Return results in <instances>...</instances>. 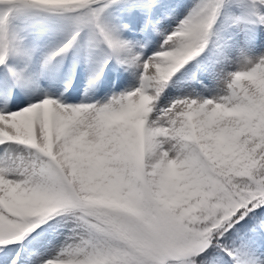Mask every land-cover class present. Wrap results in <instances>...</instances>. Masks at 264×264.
<instances>
[{
    "label": "snow or ice",
    "instance_id": "snow-or-ice-1",
    "mask_svg": "<svg viewBox=\"0 0 264 264\" xmlns=\"http://www.w3.org/2000/svg\"><path fill=\"white\" fill-rule=\"evenodd\" d=\"M0 2L8 6L0 64L16 47L8 15L36 7L80 13L77 27L91 29L92 46L142 69L136 87L103 102L47 94L25 101L17 93L0 109V144L30 148L0 155V264H30L10 245L56 213L71 221V242L39 264H217L218 252L234 264H264L226 246L236 229L264 230V52L245 55L217 96L193 92L157 107L173 74L206 47L227 0H199L146 58L102 21L107 5L97 0ZM233 3L239 21L264 25V0ZM79 34L49 59L67 53ZM10 71L15 86L30 87L25 71ZM8 94L0 92L4 103Z\"/></svg>",
    "mask_w": 264,
    "mask_h": 264
},
{
    "label": "rangeland",
    "instance_id": "rangeland-1",
    "mask_svg": "<svg viewBox=\"0 0 264 264\" xmlns=\"http://www.w3.org/2000/svg\"><path fill=\"white\" fill-rule=\"evenodd\" d=\"M198 2L199 0H97V4L94 6L107 5L101 14L102 21L107 26L118 29L119 34L130 37L132 36L130 31L133 30L144 33L147 36V41H143L144 37L143 40L140 39V41L142 40L141 45L145 48L143 52L139 51V53L147 56L159 50L166 34L174 30L177 24L187 16ZM7 7L6 4L0 2V14ZM148 7L152 10H148ZM150 10L152 14H149ZM241 11L233 3V0H227L211 29L206 47L173 74L159 98L158 108L166 107L172 100L189 96L193 92L205 98L217 96L222 91L224 78L228 73L239 67V63L245 55H258L264 52V25L252 22L245 24V22L239 21L237 18L240 17ZM80 15V13L72 10H47L36 7L17 9L8 15V21L22 20L21 23H15L19 25L18 35L21 39L19 48L22 50V56L14 64V70L25 72L31 70L33 62L45 61L50 51L60 43L71 39L79 30V36L73 41V45L67 53L50 60L48 65V69L54 71L59 69L57 67L58 59H64L65 65L61 68L59 74H56L55 79L59 81L58 93L67 97L62 101L69 104L68 99L72 88H65V84L71 78L75 77L77 79L79 75H77V65L73 57L75 49L78 46L87 48L86 56L92 65L88 72L90 77L94 72L96 74L100 72L107 63L110 64L112 59L111 53L107 50L92 46L94 40L91 29L87 27L78 29L77 22ZM89 42H91V47L88 46ZM109 64L103 71L104 75L100 81L102 83L104 77L108 75L106 71ZM110 70L112 69L108 71ZM141 71L142 69H138L133 79L126 85L122 83V86L118 87L119 84L115 88L131 90L136 87L139 84ZM119 72L120 69H118ZM102 83L99 86L101 92L92 96V99H94L92 103L103 102L112 95L109 88H104ZM47 91L48 86L46 84L38 83L35 86L26 88L22 98L25 101L38 99L47 94ZM11 98L8 96L7 103H4V97L1 95L0 103L7 104L8 108H11ZM4 143L17 144L11 141ZM20 146H23L20 150L22 152L30 150L29 146ZM71 226L72 223L67 218L66 213L53 214L48 220L40 223L35 230L41 231L42 237H37L36 248L32 246L27 248V254L38 253L40 259L55 257L71 242L69 240L72 235ZM52 233L56 234L54 239H51ZM51 240L57 241L58 245L53 246L49 242ZM226 246L241 253L258 257L263 255L262 258H264V230L252 232L249 228L241 234L235 233ZM217 264H234V261L227 254L218 252Z\"/></svg>",
    "mask_w": 264,
    "mask_h": 264
},
{
    "label": "bare ground",
    "instance_id": "bare-ground-1",
    "mask_svg": "<svg viewBox=\"0 0 264 264\" xmlns=\"http://www.w3.org/2000/svg\"><path fill=\"white\" fill-rule=\"evenodd\" d=\"M147 9L149 10L151 8L148 7ZM151 10H150L149 14H152ZM21 22H22V20H14L13 22L8 21L9 32L12 35L17 37V40L15 42L16 47L12 51V53L10 54V56L8 58L7 66H5L3 64L0 65V92H2L4 89H7L8 93H9L8 96H10V97L15 96L17 93H20V96L22 97V95L24 94L25 89H26L23 87L20 89L19 86H15L13 84L12 74L10 71L13 69L14 64L17 63L18 60H20V58L22 56V50L19 48V44H21L20 35H18L19 34V27H18L19 25L15 24V23H21ZM119 35L123 39L130 41L132 43V45H134L136 52L137 51L143 52V49L145 48L141 45L143 37H144L143 41L144 42L147 41V36H145L144 33H142V32L139 33V31L133 30V31H130V35H132L130 37L123 35V34H119ZM141 38H142V40L140 41ZM51 40L55 41L54 39H51ZM67 41L68 40H66V42ZM66 42H63L62 45ZM88 46L91 47V42L88 43ZM98 48H102L105 51L107 50L112 55V59L110 61V64L107 63V65L109 64L108 69L106 71V72H108V75H107V77L106 76L104 77L103 83L100 82L103 76H101L99 81H94L93 76L96 74V72H94L91 75V77H90V74H88L92 65L86 56L87 48L86 47L83 48L81 46H78L74 51L73 57L75 59L76 65H77L76 66L77 67V75L78 74L79 75L77 76V79L75 78L74 87L70 91L71 94H70L69 99H68L70 101V104H77V103H81V102L92 103V100H94V99H92V96H95L97 93L101 92L100 87H99L101 83L103 84L104 88L105 87L109 88V91L111 92L112 95L113 94H119L123 91H127L125 89L120 90V88H115V86H118L119 84L120 85L118 87L122 86L123 84L126 85L128 82H130L131 79H133L135 72L138 69L141 70V68L136 66V65H127V64L120 63L117 60L116 55L113 54L107 48L106 45L99 44ZM123 55L124 54L121 53V56H123ZM147 56H149V55H147ZM147 56H143V57L146 58ZM49 57L50 56H47L46 60L42 61V62L41 61L33 62L32 63V69L27 70L26 74L31 78V81H32V83L30 84V87L35 86L38 83H41V84L44 83L48 86L47 94L51 95L53 97H57L62 101V100L67 99V97L62 95L61 93H58L57 87H58L59 81L55 79V76H56V74H59V71L61 70V68L64 67V65H65L64 59H58L57 67L59 69L52 71L50 68H49L50 70L48 69V65H49V62L51 60V59H49ZM105 68H106V66H104L103 71L105 70ZM109 69H112V70L108 71ZM118 69H120L119 73H118ZM124 70H126V71H124ZM68 81L66 82V84L68 83ZM66 87H67V85H66ZM78 89H79V93H78ZM80 91H81V93H80ZM0 109L7 110L9 108H8L7 104H1L0 103ZM22 148H23V146H20L19 144H13V143H6L5 144V143H3V144H0V155H3L6 150L10 151L13 154L22 153V151H20ZM49 235H47V236H49ZM54 236H56V234L52 233L51 239H54ZM37 237H42L41 231H39V230L35 231V233H32L24 241V243L19 244V245H10V247H16L20 253H23L25 255L26 259L29 260L30 264H39V261L41 259L39 258L40 255H37L38 253H33V254L28 255L26 252L28 247H31V246L34 248L37 247V245H36ZM56 239H57V237H56ZM49 242L53 246L58 245L57 241H55V240H51ZM0 251H2V248H0ZM262 256H261V258H262ZM43 259H49V258H43Z\"/></svg>",
    "mask_w": 264,
    "mask_h": 264
},
{
    "label": "trees",
    "instance_id": "trees-1",
    "mask_svg": "<svg viewBox=\"0 0 264 264\" xmlns=\"http://www.w3.org/2000/svg\"><path fill=\"white\" fill-rule=\"evenodd\" d=\"M221 11V10H220ZM220 14V13H219ZM244 230L243 229H236L234 232H233V235L235 234V233H242Z\"/></svg>",
    "mask_w": 264,
    "mask_h": 264
}]
</instances>
